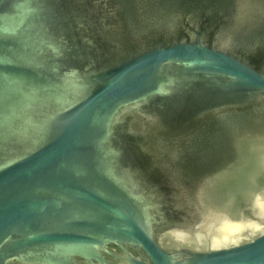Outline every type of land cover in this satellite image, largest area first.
<instances>
[{
  "label": "water",
  "instance_id": "95a60500",
  "mask_svg": "<svg viewBox=\"0 0 264 264\" xmlns=\"http://www.w3.org/2000/svg\"><path fill=\"white\" fill-rule=\"evenodd\" d=\"M0 264H264V0H0Z\"/></svg>",
  "mask_w": 264,
  "mask_h": 264
}]
</instances>
